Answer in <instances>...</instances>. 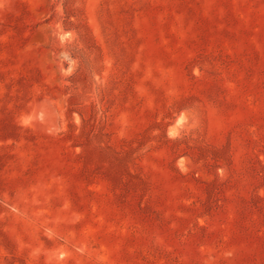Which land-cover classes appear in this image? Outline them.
<instances>
[{
	"label": "rangeland",
	"instance_id": "1",
	"mask_svg": "<svg viewBox=\"0 0 264 264\" xmlns=\"http://www.w3.org/2000/svg\"><path fill=\"white\" fill-rule=\"evenodd\" d=\"M0 264H264V0H0Z\"/></svg>",
	"mask_w": 264,
	"mask_h": 264
}]
</instances>
